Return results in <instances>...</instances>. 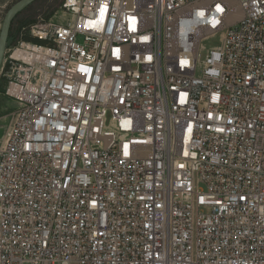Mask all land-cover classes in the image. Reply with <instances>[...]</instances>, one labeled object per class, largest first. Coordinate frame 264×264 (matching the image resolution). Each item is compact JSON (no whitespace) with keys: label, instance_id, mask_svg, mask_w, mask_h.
<instances>
[{"label":"built area","instance_id":"obj_1","mask_svg":"<svg viewBox=\"0 0 264 264\" xmlns=\"http://www.w3.org/2000/svg\"><path fill=\"white\" fill-rule=\"evenodd\" d=\"M0 79V264H264V0H63Z\"/></svg>","mask_w":264,"mask_h":264},{"label":"rangeland","instance_id":"obj_2","mask_svg":"<svg viewBox=\"0 0 264 264\" xmlns=\"http://www.w3.org/2000/svg\"><path fill=\"white\" fill-rule=\"evenodd\" d=\"M20 0H0V34L2 30L3 21L8 10ZM63 0H37L24 10L16 19L14 29H18L23 23L38 21L43 17L49 19L54 16L62 6ZM56 23L61 21L57 18ZM30 37V36H29ZM218 44V39H213L205 43L207 48L214 47ZM2 79H0V87L3 86ZM5 84V83H4ZM17 104L11 98H7L0 91V146L3 143V137L11 124V113L16 109Z\"/></svg>","mask_w":264,"mask_h":264},{"label":"water","instance_id":"obj_3","mask_svg":"<svg viewBox=\"0 0 264 264\" xmlns=\"http://www.w3.org/2000/svg\"><path fill=\"white\" fill-rule=\"evenodd\" d=\"M37 0H20L6 13L0 34V71L7 49L9 34L13 20Z\"/></svg>","mask_w":264,"mask_h":264},{"label":"trees","instance_id":"obj_4","mask_svg":"<svg viewBox=\"0 0 264 264\" xmlns=\"http://www.w3.org/2000/svg\"><path fill=\"white\" fill-rule=\"evenodd\" d=\"M20 14H21V13H20ZM20 14H19V15H20ZM19 15H18V16H19ZM18 16H17V17H18ZM17 17L13 20V23H12V25H11V29H10V34H9V39H8L7 47L11 46L13 43H15V42L19 39V37H20V35H21V32H22L23 28H26V27H28V26H30V25L36 23V21H32V22H28V23H23L22 25H20V26L18 27V29L15 30V29H14V25H15V21H16ZM29 36H30L29 33L26 32V35H25L24 39H25V40H28V41L39 42L38 40L33 39L31 36H30V37H29ZM2 84H3V86L0 87V91L3 90V93H4V90H5V84H4V82H2Z\"/></svg>","mask_w":264,"mask_h":264},{"label":"crops","instance_id":"obj_5","mask_svg":"<svg viewBox=\"0 0 264 264\" xmlns=\"http://www.w3.org/2000/svg\"><path fill=\"white\" fill-rule=\"evenodd\" d=\"M12 114V113H11Z\"/></svg>","mask_w":264,"mask_h":264}]
</instances>
